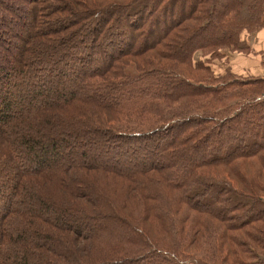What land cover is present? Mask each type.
I'll return each mask as SVG.
<instances>
[{
  "label": "trees",
  "instance_id": "obj_1",
  "mask_svg": "<svg viewBox=\"0 0 264 264\" xmlns=\"http://www.w3.org/2000/svg\"><path fill=\"white\" fill-rule=\"evenodd\" d=\"M0 264H264V0H0Z\"/></svg>",
  "mask_w": 264,
  "mask_h": 264
}]
</instances>
